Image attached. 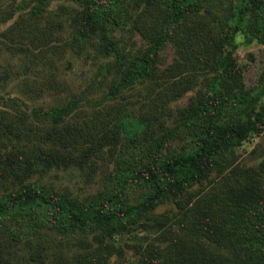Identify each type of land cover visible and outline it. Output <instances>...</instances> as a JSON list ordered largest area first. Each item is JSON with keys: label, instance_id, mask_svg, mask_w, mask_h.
Listing matches in <instances>:
<instances>
[{"label": "trees", "instance_id": "1", "mask_svg": "<svg viewBox=\"0 0 264 264\" xmlns=\"http://www.w3.org/2000/svg\"><path fill=\"white\" fill-rule=\"evenodd\" d=\"M67 1L62 38L85 60L103 58L86 85L101 93L83 88L57 103L9 95L17 113L0 114V264H109L125 251L117 236L139 230L153 235L129 243L133 264H264V156L242 164L234 153L264 128V67L246 86L234 54L238 31L264 41V0H230L221 14L214 0ZM35 38L49 44L45 31ZM167 45L174 54L162 66ZM199 73L203 87L164 132L157 112L135 115L121 99L100 127L74 116L82 101L96 108L146 80L162 85L159 98L180 95ZM178 128L188 140L168 145ZM105 151L94 192L41 181L60 168L93 176Z\"/></svg>", "mask_w": 264, "mask_h": 264}, {"label": "rangeland", "instance_id": "2", "mask_svg": "<svg viewBox=\"0 0 264 264\" xmlns=\"http://www.w3.org/2000/svg\"><path fill=\"white\" fill-rule=\"evenodd\" d=\"M34 0H0V114L1 111L17 113V105L10 102L9 95H16L28 103H57L68 98L72 93L86 89V94L99 96L101 86L89 88L91 75L97 61L103 58L85 60L82 54L74 52L65 43L64 35L70 31L67 24L68 13L73 3L67 0H52L44 5L42 11H30ZM230 0H214V12L221 14L227 9ZM47 27H44V26ZM45 31L49 44H37L35 35ZM237 46L234 54L238 66L241 68L243 81L246 86H253L264 67V41L255 40L244 42V34L238 31L235 35ZM28 45L36 57L31 56L30 50H23L18 45ZM45 44V45H44ZM137 44H141V39ZM174 52L170 45L161 50V65L171 61ZM163 74L159 75L161 79ZM163 81V80H162ZM194 84L182 94L171 98H159L155 93L162 85L151 81L135 83L126 89L123 96L93 107L88 102L82 104L75 113L82 123L100 127L109 119L116 117V110L111 106L119 99L122 104L135 115H145L153 110L159 114L158 120H164L162 128L156 123V128L164 132L173 127L177 119L178 109L188 105L194 99L199 89L203 87L202 73L196 74ZM173 88V86H172ZM174 89V88H173ZM172 109L170 114L165 113V105ZM161 108V114H160ZM164 108V110H163ZM176 112V113H175ZM10 115V114H9ZM188 140V135L182 128H178L169 136L167 144L179 147ZM235 163L255 164L264 156V128L259 133H253L235 149ZM111 156L105 151L99 161L101 167L93 176H85L75 169L51 170L41 176V181L52 182L56 186L67 185L74 193L86 195L96 191L102 180V175L108 168ZM107 161V162H106ZM136 191L131 190V200L136 198ZM161 204L158 210H162ZM153 232L139 230L132 234L117 236V242L122 246L124 253L114 252L109 264H133V249L129 243L141 240L144 236H152Z\"/></svg>", "mask_w": 264, "mask_h": 264}]
</instances>
